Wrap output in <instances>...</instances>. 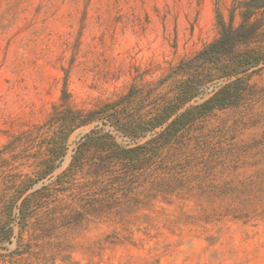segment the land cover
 <instances>
[{
    "label": "rangeland",
    "instance_id": "374dc122",
    "mask_svg": "<svg viewBox=\"0 0 264 264\" xmlns=\"http://www.w3.org/2000/svg\"><path fill=\"white\" fill-rule=\"evenodd\" d=\"M248 1L0 0V264H264ZM220 21L240 39L223 53ZM220 91L237 98L202 114ZM66 107L88 122L59 133Z\"/></svg>",
    "mask_w": 264,
    "mask_h": 264
},
{
    "label": "trees",
    "instance_id": "16d2710c",
    "mask_svg": "<svg viewBox=\"0 0 264 264\" xmlns=\"http://www.w3.org/2000/svg\"><path fill=\"white\" fill-rule=\"evenodd\" d=\"M257 0H249L248 4L250 8H256L258 5V3L256 2ZM220 29H219V38L212 44L211 47H216L217 51L219 53H223V49H224V45L226 44V41L229 40V35H231V39L232 41L230 42L232 46H234V44L236 42H238L240 39L238 37V35H236V33L234 31L231 30V28L229 29V27H226V25L220 21ZM232 31V32H231ZM203 50V53L206 52ZM256 62V61H254ZM187 90V87H183L181 89H179V94L178 96L183 95V93H185ZM65 94L66 91L64 90ZM225 91H220L215 93L213 96H211L210 98H208L207 100H205L203 103H201L200 107L202 109V114H206L208 112H210L211 110H213L214 108H219V107H226L227 105L233 104V100H235V98H237V95L232 94L231 97H225V95L223 94ZM230 95V94H229ZM64 98V102L66 103L67 101V97L65 95ZM177 101V100H176ZM175 103V101H174ZM170 107H168V105H164L159 109V112L157 113V118L156 121L154 122V126H159L162 125L164 122H166L173 114L174 111H170L169 109ZM186 118V115L181 114V115H176L167 125V127L164 130V134H167L170 131H173L174 128H178L182 123V120ZM86 122H88V120L82 119L81 115L72 110L69 107H66V109L64 111H59V112H54L50 118H49V125L51 127H56L59 130V133L62 132H69L71 130H73L74 128L80 126V125H84L86 124ZM152 125V126H153ZM126 158L132 159L133 157L127 156L125 155ZM45 161H43L44 164Z\"/></svg>",
    "mask_w": 264,
    "mask_h": 264
}]
</instances>
